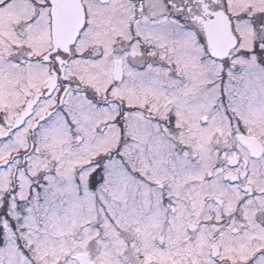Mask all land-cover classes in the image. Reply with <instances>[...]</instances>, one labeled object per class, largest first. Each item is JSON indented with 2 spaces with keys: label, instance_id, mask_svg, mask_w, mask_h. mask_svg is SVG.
<instances>
[{
  "label": "snow or ice",
  "instance_id": "6c2138e0",
  "mask_svg": "<svg viewBox=\"0 0 264 264\" xmlns=\"http://www.w3.org/2000/svg\"><path fill=\"white\" fill-rule=\"evenodd\" d=\"M0 264H264V0H0Z\"/></svg>",
  "mask_w": 264,
  "mask_h": 264
}]
</instances>
